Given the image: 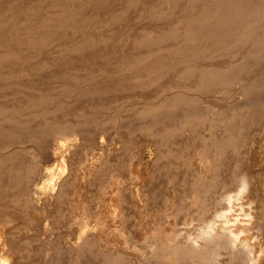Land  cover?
<instances>
[{
	"label": "rangeland",
	"instance_id": "obj_1",
	"mask_svg": "<svg viewBox=\"0 0 264 264\" xmlns=\"http://www.w3.org/2000/svg\"><path fill=\"white\" fill-rule=\"evenodd\" d=\"M38 1H18V13L33 12ZM44 1L55 5L64 0ZM254 3L264 4V0H84L70 8L69 2L59 5L72 9L67 16L69 22L55 38L64 51L51 54L55 49L51 50L49 44L55 39L28 54L22 50L14 58L25 66V72L13 82V87L25 99H33L42 113L49 108L58 117L84 108L87 114L80 122L54 118L43 130L31 129L37 132L40 143L30 145L32 161L28 153L21 154L17 160L22 161V169L15 178H28V185L19 189L17 198L22 202L8 212L19 218L11 226L19 250L10 264H48L54 255L56 264L70 258H76L72 264H175L179 256L171 248L172 239L182 218L187 214L191 217L186 221L205 218L214 206L215 194L234 185L239 174L248 176L264 213V17L243 25L250 20ZM207 5L212 8H205ZM234 11L237 14L233 16ZM91 14L107 17L102 24L107 29L106 37L87 36L84 32L83 19ZM201 26L200 33L192 31H198ZM242 26L251 35L236 40L233 33ZM118 28L128 32L125 38L113 36ZM219 37L226 41L211 46L212 40ZM116 38L118 42L127 40L128 52L118 48L116 53L111 52L116 48L113 44ZM25 40L32 41L24 36L19 41ZM206 46L213 49L204 54L206 67L184 63L189 57L184 51ZM229 46L242 53L236 54ZM98 48L102 56L92 53ZM62 56L67 64L52 61ZM1 58L0 79L9 67ZM226 60L231 63L224 70L215 67L214 61ZM137 68L143 69L142 73L135 74ZM62 72L75 85L50 84ZM86 77L96 80L92 84L76 81ZM12 80L10 76L4 86ZM4 86L0 82V90ZM163 101H167L164 106L160 104ZM99 105L105 107V112L97 110ZM32 115L36 114H28ZM103 119L107 120L103 122ZM101 129L104 130L102 146L96 141ZM74 132L84 137L85 144L66 155L70 157L72 170H80L81 176L70 178L67 172L68 180L60 196L51 201L52 206L47 205L43 212L37 213V217H45L44 223L39 224L37 219L26 216L27 211L43 207L44 200L56 194L50 188L53 193L39 194L32 202L27 194L28 186L40 182L38 168L52 162L51 140L59 136L69 141ZM89 154L95 155L91 162L86 160ZM11 163L14 162L9 156L1 158L0 154L1 178H7ZM131 166L138 169V177L130 173ZM137 182L148 190L143 203L133 199L131 184ZM115 188L120 189L123 199L118 213L125 212V218L116 227L108 228L105 216L100 214L99 201ZM85 223L89 231L78 238L79 227ZM85 234L90 237L83 252L79 247L87 237ZM133 237L151 245L154 252L124 253L123 244Z\"/></svg>",
	"mask_w": 264,
	"mask_h": 264
},
{
	"label": "bare ground",
	"instance_id": "obj_2",
	"mask_svg": "<svg viewBox=\"0 0 264 264\" xmlns=\"http://www.w3.org/2000/svg\"><path fill=\"white\" fill-rule=\"evenodd\" d=\"M18 1H20V0H0V56L3 57V58H1V60L2 61L5 60V62H8V65H9V67L7 66L8 69H6V71L4 72L5 73L4 76L0 79L1 86L5 85V83L7 82V79L10 76L13 79L12 81H10V83L6 84V87L4 86L5 87L4 89L0 90V134H1L0 137H2L0 139H4L6 142V144H5V142L0 143V154H1V158H2V156H9L10 160L12 162H14V163H11L8 165L7 178L3 179L0 177V249L2 251V253H0V264L1 263L2 264H10L11 259L13 257V254L15 252H17V249H18V241H15L14 237L12 236L11 226L19 218H13V216H11L8 212L11 211L12 209L16 208L17 205L22 202V199L18 200V198H17V196L19 194L18 193L19 189L25 188V186L28 185L26 183V180L28 178L25 179L24 177H19V178L17 177V179H16L15 177H16V174L19 173L22 169L21 164H20V163H22V161H17L19 159L20 155L28 153L29 155L28 154L27 155L29 156L30 160L34 158V154L32 152L30 145L32 143H38L39 140L36 138L37 132L32 131L31 129L35 128V127H41L43 130L48 125V122H51L54 118H59V120H64L66 118L70 121L74 120L76 122H80V120H83L85 115L87 114L86 112L84 113V110H85L84 108L78 109L75 112L67 113L65 115H63V113H61V115L58 117H56L54 110H50L49 108L43 109L42 111H44V113H42V112H40L38 105L36 104V102L33 99H31V98L25 99L13 87V84H14L13 82H16L18 79H20L25 72V68H23L25 66H22L21 62H17L15 60L16 57L18 58L19 53H21L23 50V54H28L29 52H32V49L36 50V47H40L42 44H45L46 41L58 38V34H61L60 32L62 31V30H60V28H62L64 26V24L68 21L67 16H69V14L71 13L72 9L69 10V8L72 5L76 6L75 4L81 3L84 0H64V1L61 0L62 2L55 3V5H52L48 1L39 0L37 2V4L35 5L34 11L29 12V13L24 12V10H22L21 13H18ZM68 2H69V8H66V7L62 8L63 5L59 6L60 4H66ZM48 7H49V9H47ZM207 7H210V5L205 6V8H207ZM213 7H215V5ZM210 8H212V7H210ZM263 11H264V4L263 3H257V4L254 3V5L250 8V14H251L250 20H247L248 22H245V20H244L245 23L243 22L244 24L243 23L242 24L247 25L248 23H251L252 21H254V19L259 20L260 17H264ZM82 13H84V12H82ZM194 13H196V11ZM236 14L237 13L235 11L232 13L233 16ZM188 15L185 14V16H188ZM180 16H184V15L182 13H180ZM106 19H107V17H105L104 15H102V16L100 15V17H98L96 14H91V15L87 16L86 18H84L83 23L85 25L83 27V30L86 33V35L88 36L90 34H97L98 36L106 37L107 32L105 33V31L107 29H106V27H104V25H102V24H104ZM79 21H81V20H79ZM169 24H171V23H169ZM166 25H167V23H166ZM180 27H185V26L180 25ZM35 28H37L38 31ZM216 28H217V25H216ZM204 29H206V28H204ZM28 30H30V31H28ZM109 30L110 29H108V31ZM202 30H203V26H201V28L198 30L199 32L196 30L194 31L192 29V31L196 32L197 34L200 33V31H202ZM213 30H214V27H213ZM183 32L184 31L180 32L179 36L180 35L182 36ZM127 33L128 32L120 31L118 28L115 31V34H113V36L121 37L124 35L123 38H125L127 36ZM250 33H251V31L248 32L245 29V26H244V28L242 26V29L234 31L233 34H234L235 39L238 40L240 36H245V35L250 36L251 35ZM23 36L25 37V39L27 38L28 40H32V41H26V40L23 42L19 41L21 39V37H23ZM28 37L32 38V39H29ZM121 38H120V40H121ZM117 39L118 38H116V40H114L116 42L113 43V44H115L114 47H116V48L112 49L111 52L116 53L117 48L118 49H127L126 51L128 52L129 45H128L127 40L123 41V42L119 40L120 42H118ZM224 41H226L225 38L219 37L217 39L212 40L211 46H216L218 44H222V42H224ZM49 45H50V49L52 48L51 50L55 49L54 53L50 50L52 52L51 54H57L58 51H64L63 47H61V42H58V40H56V39L53 40ZM229 47L236 54L242 53V50H235L233 47H231V46H229ZM184 49H186V47H184ZM212 50L213 49H210V47H208V46L201 47V48L195 49L193 51H188V50L184 51L183 50L185 53L189 54V57L187 58V60L185 62L184 61L183 62L185 64L192 65V66H196V65L198 67L205 66L206 62L204 59V56H205L204 54L208 53ZM93 52H95V55H97V54H101V56L103 55V52L101 51L100 48L93 50L92 53ZM222 60H224V59H222ZM227 60L226 61H214L215 67L218 68L219 70H222V69L224 70L231 63V61H227ZM40 61H42V60H40ZM52 61H55L58 64H67V62H68L66 60L65 56H62L60 58L55 57L52 59ZM38 63H41V62H38ZM145 65H146V63L144 64V66ZM147 65H149V64H147ZM38 68H40V67H38ZM141 68L135 69L134 73L135 74L142 73L143 69H141ZM202 69L200 71H203ZM86 72H88V71H86ZM45 75H46V73H45ZM68 77L69 76H67V74H63V72H62L61 76L58 79H56V81L51 80L50 84H56V85L62 86V87H66V86H69L71 84H74L75 82L69 81ZM118 79L121 80L120 78H118ZM94 80H96V79L90 77L87 79H82L81 81H78V80H76V81L78 83H81V84H83V83L84 84H92L94 82ZM175 82H174V84H176ZM242 92L244 93V91H242ZM166 103H167V101H163L160 104H162L164 106ZM40 105L45 106V104H41V103H40ZM157 105L158 104H156L155 106H157ZM97 110L101 111V112H105L104 110H106V109H105V107L99 105ZM30 113H32V114L35 113L36 115H32L29 117L28 114H30ZM106 120L107 119H103V122ZM60 122H62V121H60ZM248 124H250V123H248ZM18 129H20V130H18ZM97 134L98 135H96V136H98V137L96 138V141H98L100 143V145L102 146L104 143V130L101 129ZM202 134H204V133H202ZM72 135H73V138H71V140H69V141L62 139L59 136H56L51 140V142H50V146H51L50 153H51L52 162L48 165L44 164L45 166H40L41 168H38L37 172H38V176L41 178V181L39 180L40 182H37V183L33 182V186H31L30 188L28 186L29 191H27V194H29L28 196H29L30 201H32V200L34 201V200L38 199L39 194H42V193L47 194L48 192H50L49 191L50 188L56 194L55 197L52 196V197H50V199H45L44 203H43V207L42 206L41 207H33L27 211L26 216L30 219L31 218L34 220L37 219L39 224H42V222L45 220V217L39 218L36 216L37 213L41 212V211L43 212V210L45 209V207L47 205H51V201L54 198H58L60 196V191H61L62 187L64 186L66 180H68V177H66L67 172L69 173L70 178L75 177V178L79 179V177L81 176L80 170H79L80 172L79 171L74 172L72 170L71 164H70V157L67 156L66 153H69V152L74 151V150H78L81 147V145L84 143V137L81 134H79L78 132H74ZM263 135H262V137H263ZM258 137H259V135H258ZM260 138H261V136H260ZM3 151H5V152H3ZM93 152H95V150ZM260 152H262V151H260ZM76 154H78V153H76ZM252 154H255V152ZM255 155H257V154H255ZM255 155H253V156H255ZM261 155L257 156V157H261ZM94 157H95L94 154H89L88 157L86 156V160L92 161L93 159H95ZM250 159H251V156H250ZM259 159L260 158H258V160ZM262 160H263V157H262ZM15 161H17V162H15ZM96 162H97V160H96ZM248 163H249V161H248ZM251 163L252 162H250V165H251ZM129 170H130V173L134 177H138V173H137L138 169L136 170V168H134V166H131V168L129 167ZM249 171H251V169H249ZM82 174H84V176H85V173H82ZM224 177H225V175H224ZM247 177L248 176H244V175H240V174L236 175V178H235L236 180L234 182V185L229 186L227 189H222L217 194H215L214 203L212 202L214 204V206H211V208H210L211 210H209V213L206 215L205 218L198 219V220L186 221L187 219H189L191 217L188 214L182 218L183 221L178 224L177 229L175 231V236L172 239L173 244H172L171 248L174 251V255L179 256L177 261L175 262V264H264V213H263L262 207L260 206V202L257 199L256 193L254 192L255 191L254 187L252 186L251 181ZM36 179H38V177ZM174 182H176V180ZM115 184H117V183H115ZM26 188H27V186H26ZM131 190H132L131 192H132L133 197H134L133 199L143 203L144 202L143 200L147 197L146 193L148 190L146 189V187L141 185V183L137 182V183L131 184ZM106 191H107V189H106ZM1 192H3L4 195H2ZM53 192H50V194ZM109 192L110 193L104 195L102 200L99 201L100 202L99 207L101 208L100 214L102 216H105V221H106L108 228L109 227L114 228L118 225L119 222L124 221L125 212H121V213L119 212L118 213V211L120 210L122 203H123V199H120V189L115 188ZM260 193H261V191H260ZM130 196H131V194H130ZM44 197H45V195H44ZM97 197H98V194H97ZM39 198H40V196H39ZM142 203H140L139 205H141ZM200 203H198V204H200ZM129 210L130 209L126 208V211H129ZM169 211H170V208H169ZM78 217H80V216H78ZM82 218H83V216H82ZM88 220H90V219H88ZM95 220H96V218H94V221ZM136 226H137V224H136ZM95 227H96V225H95ZM68 228H66V229H68ZM88 228H90V227H88V224H86V223L83 226L79 227L80 233L78 234L79 235L78 238H81V235H83L85 232H87ZM91 228H92V226H91ZM21 229H23V228H21ZM93 229H94V225H93ZM77 230H78V227H77ZM77 230H76V232H77ZM105 230H107V229H105ZM103 233H105V232H103ZM111 234L112 233H110L109 235H111ZM86 236H87L86 237L87 239L85 238L84 243L81 245V247H79V248H81V250L83 252H85L88 248V238L90 237V235H86ZM37 239H38V237H37ZM102 240H103V238H102ZM24 241H25V239H24ZM74 243L76 244L75 240H74ZM101 243H103V242H101ZM168 243H170V242L168 241ZM122 248L123 249H121V250L124 253L132 254V255L140 254L143 251H145V252L147 251V253L150 254L153 251V247L151 245H148V244L142 242L139 238H136V237L130 238L129 240L125 241ZM58 249L59 248H57V250ZM37 250H38V248H37ZM121 250H119V251H121ZM44 256H46V255H44ZM70 256H72V255H70ZM136 258H138V256H136ZM74 259H76V258H70V260H65L62 264H72ZM186 259H187V261H186ZM55 261H56V257L54 255L49 260L48 264H56ZM112 263L113 262H111L109 264H112ZM38 264H39V262H38ZM102 264H106V263H102Z\"/></svg>",
	"mask_w": 264,
	"mask_h": 264
}]
</instances>
